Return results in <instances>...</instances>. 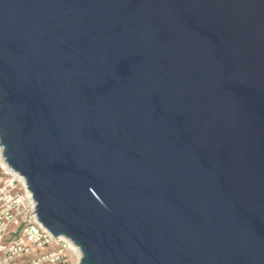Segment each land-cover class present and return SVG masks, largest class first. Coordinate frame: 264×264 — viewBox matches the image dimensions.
Here are the masks:
<instances>
[{"label": "water", "instance_id": "water-1", "mask_svg": "<svg viewBox=\"0 0 264 264\" xmlns=\"http://www.w3.org/2000/svg\"><path fill=\"white\" fill-rule=\"evenodd\" d=\"M0 148L80 264H264V0H0Z\"/></svg>", "mask_w": 264, "mask_h": 264}, {"label": "built area", "instance_id": "built-area-1", "mask_svg": "<svg viewBox=\"0 0 264 264\" xmlns=\"http://www.w3.org/2000/svg\"><path fill=\"white\" fill-rule=\"evenodd\" d=\"M3 161L0 153V264H71L70 240L39 221L26 181Z\"/></svg>", "mask_w": 264, "mask_h": 264}, {"label": "rangeland", "instance_id": "rangeland-1", "mask_svg": "<svg viewBox=\"0 0 264 264\" xmlns=\"http://www.w3.org/2000/svg\"><path fill=\"white\" fill-rule=\"evenodd\" d=\"M2 153V151H0ZM69 259L71 264H80L81 259V253L80 251L72 250V252L69 253Z\"/></svg>", "mask_w": 264, "mask_h": 264}, {"label": "bare ground", "instance_id": "bare-ground-1", "mask_svg": "<svg viewBox=\"0 0 264 264\" xmlns=\"http://www.w3.org/2000/svg\"><path fill=\"white\" fill-rule=\"evenodd\" d=\"M0 151H1V148H0ZM0 153H1V152H0ZM3 163H4V165L7 167V164L5 163V161H3ZM68 241H69V240H68ZM69 242H70L72 248L79 252L78 248H77V247H76L71 241H69Z\"/></svg>", "mask_w": 264, "mask_h": 264}]
</instances>
